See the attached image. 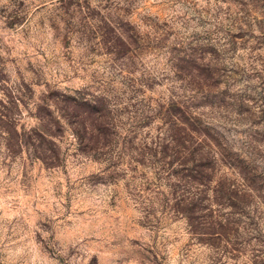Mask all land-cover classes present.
<instances>
[{
  "label": "rangeland",
  "instance_id": "rangeland-1",
  "mask_svg": "<svg viewBox=\"0 0 264 264\" xmlns=\"http://www.w3.org/2000/svg\"><path fill=\"white\" fill-rule=\"evenodd\" d=\"M0 264H264V0H0Z\"/></svg>",
  "mask_w": 264,
  "mask_h": 264
},
{
  "label": "trees",
  "instance_id": "trees-1",
  "mask_svg": "<svg viewBox=\"0 0 264 264\" xmlns=\"http://www.w3.org/2000/svg\"><path fill=\"white\" fill-rule=\"evenodd\" d=\"M77 99H79V100H77ZM77 101H75V103L76 104H84L85 103V101L86 100H82V98L81 97H77ZM80 102V103H79ZM77 116V115H76ZM80 117L84 120L85 118H86V116L84 115V112H83V114L81 113V115H80ZM68 118V117H67ZM91 125H93V126H91V130H98V127H97V125H95V124H91ZM196 166V168L193 170L195 173H197L196 175H194L193 176V179H195V181L198 183V184H201L202 183V176H201V171L200 170H204L203 168H204V164H197V165H195ZM203 167V168H202ZM198 177V178H197Z\"/></svg>",
  "mask_w": 264,
  "mask_h": 264
}]
</instances>
